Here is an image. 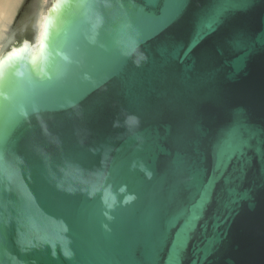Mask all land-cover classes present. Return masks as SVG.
I'll return each instance as SVG.
<instances>
[{
  "label": "water",
  "instance_id": "1",
  "mask_svg": "<svg viewBox=\"0 0 264 264\" xmlns=\"http://www.w3.org/2000/svg\"><path fill=\"white\" fill-rule=\"evenodd\" d=\"M0 140V264H264V0H48Z\"/></svg>",
  "mask_w": 264,
  "mask_h": 264
},
{
  "label": "rangeland",
  "instance_id": "2",
  "mask_svg": "<svg viewBox=\"0 0 264 264\" xmlns=\"http://www.w3.org/2000/svg\"><path fill=\"white\" fill-rule=\"evenodd\" d=\"M48 0H19L10 20L3 28L0 55L17 41L35 42L39 35L41 18Z\"/></svg>",
  "mask_w": 264,
  "mask_h": 264
},
{
  "label": "bare ground",
  "instance_id": "3",
  "mask_svg": "<svg viewBox=\"0 0 264 264\" xmlns=\"http://www.w3.org/2000/svg\"><path fill=\"white\" fill-rule=\"evenodd\" d=\"M18 2L19 0H0V42H1V36L3 35V28L7 24V22L10 20ZM41 21H42V18H41ZM28 40H24V41H27L31 44L37 41L36 40L35 42H31ZM18 42L20 41H17L14 45H16Z\"/></svg>",
  "mask_w": 264,
  "mask_h": 264
},
{
  "label": "snow or ice",
  "instance_id": "4",
  "mask_svg": "<svg viewBox=\"0 0 264 264\" xmlns=\"http://www.w3.org/2000/svg\"><path fill=\"white\" fill-rule=\"evenodd\" d=\"M2 145H3V141L0 140V146H2ZM237 147H238V144H237V140H236L235 134L232 133V134L227 135L226 139H225V143L220 149L222 158L224 156H226L232 150H235ZM180 246H181V241L178 238L177 248H179ZM170 264H175V252L173 253V256H172V258L170 260Z\"/></svg>",
  "mask_w": 264,
  "mask_h": 264
}]
</instances>
